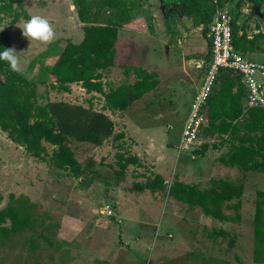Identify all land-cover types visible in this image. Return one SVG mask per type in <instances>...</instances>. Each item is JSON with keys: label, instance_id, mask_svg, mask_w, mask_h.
Instances as JSON below:
<instances>
[{"label": "rangeland", "instance_id": "obj_1", "mask_svg": "<svg viewBox=\"0 0 264 264\" xmlns=\"http://www.w3.org/2000/svg\"><path fill=\"white\" fill-rule=\"evenodd\" d=\"M217 1L208 0L205 7L208 20L212 16L208 29L219 8ZM170 4L165 0H123L119 5V10L124 9L128 14L119 30V54L122 51L125 63L128 60L134 66L142 64L163 77L158 90L142 100L132 99L133 106L126 112L105 111L116 123V132H127L126 151L130 156H135L130 149L136 147L137 140L143 141L137 144L139 152L150 149L149 159L143 161L145 164L141 161L140 169L130 166L125 176L119 177L117 150L111 141L99 147L73 143L71 147L82 164L90 159L96 162L98 182L87 183L84 178L57 169L48 161L31 158L23 145L13 143L0 130V209L6 207L14 195L19 201H30L29 211L33 215V225L27 231L0 242V264H251L246 255L249 246L243 247L244 259H239L235 248L229 247L237 234L238 227L234 223L207 217L201 209L191 211L186 205L171 201L173 198L167 191L157 197L144 195L147 191L129 192L131 194L122 196V202L111 199V188L116 183L125 187L127 183L153 178V157L163 156L169 168L159 171L156 166L154 175L164 178L166 174L169 184L177 175L188 171L192 174L188 179L182 176L183 179L201 189L209 188L213 179L244 183V210H241L244 224L238 233L242 232L245 238L250 234L253 238V202L258 191L264 190V173L223 169L227 166L220 163L219 157L228 151V144L218 146L219 151L210 147L204 157L196 153L194 160L177 148L182 126L210 63L211 48L204 26L200 24V15H188L182 8ZM226 4L234 9L239 31L251 35L259 28L264 31V3L255 7L244 0H227ZM24 5L30 17L46 18L57 38L48 44L31 42L17 27L22 20L12 26L7 18L0 30L11 34V48L16 49L23 66L19 73L38 82L42 103L65 101L86 108L92 103L96 111L103 112L104 98L97 93L88 94L79 84L72 85L70 93L51 89L49 69L58 53L67 41L78 43L80 34L84 33L75 0H24ZM258 9L263 15L256 14L254 10ZM117 11L116 7L106 8L100 22L114 20ZM116 62L121 63L120 55ZM200 63L201 70L198 69ZM107 75L106 83L115 87L127 80L121 65ZM134 81V77L128 80ZM48 148L52 153V147L48 145ZM117 203L130 210L123 217L127 214L126 220L132 223L117 220ZM226 213L233 214V211ZM187 219L190 221L186 222ZM138 221L148 226L141 229ZM204 227L207 229L203 230ZM223 228L230 230L228 237L214 233Z\"/></svg>", "mask_w": 264, "mask_h": 264}, {"label": "trees", "instance_id": "obj_2", "mask_svg": "<svg viewBox=\"0 0 264 264\" xmlns=\"http://www.w3.org/2000/svg\"><path fill=\"white\" fill-rule=\"evenodd\" d=\"M122 2L123 0H75L77 15L83 24V40L80 43L67 41L49 69L52 90L70 93L72 84H80L88 94L98 93L104 98L103 112L96 111L92 103L88 108L65 101L42 103L38 82L23 77L19 72L13 71L6 61L0 60V130L13 143L23 145L30 157L48 161L57 169L84 178L87 183L98 182L99 173L94 169L96 162L90 159L82 164L71 145L90 143L99 147L111 141L117 150L115 157L119 169L116 172L119 177H124L130 166L142 167L139 158L130 156L126 151V134L116 132V123L105 111L112 114L124 112L131 107L132 99H142L161 83L158 74L134 66L128 60L125 63L121 48L119 54V30L121 24L128 19L127 11L119 10ZM226 2L227 0H218L217 7L224 6ZM206 5L205 0H184L181 8L188 15L199 14L200 24L207 34L208 22L212 16L208 20ZM113 7L118 9L115 19L101 23L102 12ZM7 18H10L12 26L31 18L25 9L24 0H0V27ZM237 24L235 16V48L245 55L264 52V32L260 31L250 37L246 31H239ZM6 48H11V34L4 29L0 30V52ZM118 55L121 58L119 64L116 62ZM117 65H121L127 80L115 87L107 84L104 79L105 72ZM132 75L135 81L129 83L128 79ZM217 86L207 106L209 124L204 130V137L209 142L196 153L204 155L210 147L228 144V151L219 157L220 163L243 172L264 173V108L246 107V89L241 77L235 72L221 71ZM48 145L52 147V153L49 152ZM245 188L244 183L236 184L222 178L213 179L211 186L206 189L185 183L179 177L169 184L159 174L125 186L132 193L167 191L174 200L189 209H201L207 217L231 223L242 221ZM29 204V200L19 201L11 195L10 203L0 209V242L27 231L33 225ZM253 204V260L257 264H264V190L258 191ZM226 211H233V214H227ZM214 233L223 237L230 234L226 230ZM42 236L50 245H54L49 238L43 234ZM235 243L236 238H233L229 242L230 249L235 247ZM33 246H37V243L34 242Z\"/></svg>", "mask_w": 264, "mask_h": 264}, {"label": "built area", "instance_id": "obj_3", "mask_svg": "<svg viewBox=\"0 0 264 264\" xmlns=\"http://www.w3.org/2000/svg\"><path fill=\"white\" fill-rule=\"evenodd\" d=\"M234 20L233 7L225 4L218 8L207 32L211 60L202 86L190 106L177 145L180 153L189 154L193 160L197 158L196 152L209 142L204 137V130L209 124L207 106L209 98L217 90L221 71H232L241 77L246 89L247 108H264V63L249 59L235 48ZM106 211L113 214L108 209Z\"/></svg>", "mask_w": 264, "mask_h": 264}, {"label": "crops", "instance_id": "obj_4", "mask_svg": "<svg viewBox=\"0 0 264 264\" xmlns=\"http://www.w3.org/2000/svg\"><path fill=\"white\" fill-rule=\"evenodd\" d=\"M82 24V23H81ZM80 24V25H81ZM82 26H83V24H82ZM81 26V27H82ZM82 31H83V29H82ZM260 31H262V32H264L263 30H261V29H259V30H256V32H254V34H256V33H259ZM253 35V34H252ZM251 34H250V37L252 36ZM83 37H84V33H83V36H82V34H80V36H79V38H80V41L78 42V43H80L82 40H83ZM131 37V36H130ZM70 41H72V42H74L73 40H70ZM131 41V40H130ZM75 43V42H74ZM131 44L134 46V43H132V41H131ZM132 50H134V48H132ZM248 58H249V56H251V58H249V59H251V60H254V61H256V60H258L257 62H259V61H261V63H264V53H259V52H254V53H250V54H247L246 55ZM211 60V59H210ZM142 64H139L138 66H140V67H142V68H144V69H146L148 72H150V73H156V74H158L159 75V78H160V74L158 73V71H151V70H148L146 67H143V66H141ZM200 66L199 67H201V68H198L199 70H201L202 69V63H200L199 64ZM206 68H207V66H206ZM116 69V67H114V68H111L110 70L111 71H114ZM110 70H108V71H106L105 72V79H104V81L106 82V80L108 79V75H107V73L108 72H110ZM205 72H206V70H205ZM204 76H205V74H204ZM204 76H203V79H202V82H203V80H204ZM131 77H134V75H132ZM135 78V77H134ZM161 79H163V77H161L160 78V82H162L161 81ZM128 80H130V78L128 79ZM129 83H133V82H129ZM161 84V83H160ZM72 85H77V84H72ZM71 85V87H73ZM80 85V84H79ZM119 86V85H118ZM160 86V85H159ZM158 86V87H159ZM156 90H158V88L157 89H155L154 91H156ZM154 91H152V92H154ZM152 92H150V93H152ZM150 93H148V94H146L143 98H145L146 96H148ZM91 94H93V93H91ZM98 94V93H97ZM142 98V99H143ZM142 99H140V100H142ZM138 101V100H137ZM133 106V103H132V105H131V107ZM189 107V106H188ZM128 110V109H127ZM126 110V111H127ZM190 110V109H189ZM125 111V112H126ZM188 114H189V112H188ZM187 117H188V115H187ZM187 119V118H186ZM186 119H185V121H186ZM185 123V122H184ZM184 126V125H183ZM183 126H182V129H183ZM126 131H127V128L125 129ZM126 135H127V132H125V131H123ZM146 136L148 137V134H146ZM181 136H182V131H181V133H180V135H179V137H180V139H181ZM127 138H128V136H126V138H125V140L127 141ZM146 140H147V138H146ZM147 141H149V139L147 140ZM138 142H143V141H139V140H137L136 142H135V144H136V147H134V148H132V149H130V150H132V151H134V153H135V156H138V158H139V160H140V163H141V161H142V163L143 164H145L143 161H145V162H147V159H149L148 157V154L150 155V149H146L145 151H142V152H139V149L140 148H138L137 146H139V145H137V144H139ZM220 147V146H219ZM219 147H217V148H215V150H217V151H219V150H221V149H219ZM213 148V147H212ZM210 151V149H208V151L203 155V157L208 153ZM148 153V154H147ZM219 153H222V151H220ZM153 156H151V158H152ZM32 158V157H31ZM154 158V160H153V162H152V166H154V168L152 169L153 170V173L151 174V175H153V177H154V172L156 171V166H158V170L159 171H161V170H167L169 167L165 164V158H163V156L162 157H157V155L156 156H154L153 157ZM157 159H158V161H157ZM157 163V164H156ZM148 165V164H147ZM167 169H166V168ZM141 167H139V169H140ZM227 169V168H230L231 169V167H223V169ZM232 169H235V168H232ZM159 171H158V173H159ZM162 175H163V173H161ZM190 174H192L190 171H188V172H182V174H181V176H178L177 175V177H180L179 179L181 180V181H183V182H185V183H187V182H190L189 180H184L183 179V177L185 176L186 177V179H188L189 177V175ZM164 176V179L166 180L167 179V176H166V174H164L163 175ZM183 176V177H182ZM166 182H167V180H166ZM168 183V182H167ZM188 184H193V183H188ZM125 192V193H124ZM147 192L148 193H144V195H146V196H151V197H157V196H159L160 195V192H151V191H149V190H147ZM132 193V192H131ZM131 193H129V191L127 192L126 190H125V187H120V186H118V184L116 183L115 185H113V188H111V199L112 200H114V202L116 201V202H122V201H120V200H122V196H125V194H131ZM119 199V200H118ZM171 201H175L174 199H171ZM176 202H178V203H181V202H179V201H176ZM183 204V203H182ZM174 210V209H173ZM191 210V209H190ZM197 210V209H196ZM242 210H244V208L242 209ZM192 211V210H191ZM129 213L130 212V210H127L125 207H124V204H120V203H117V213H116V217H118V221H121V220H124V222L123 223H132V222H130V221H128V220H126L127 219V214H126V216H124L123 217V214L124 213ZM230 214V213H229ZM175 216V215H174ZM129 219V218H128ZM186 222H189L190 220H185ZM253 221H254V219H253ZM138 223L141 225V229L143 228V227H146V226H148L147 224H144V223H142V222H140V221H138ZM228 223V222H227ZM133 224H136V220H135V223H133ZM242 224H244V214H243V212H242V222H241V224L239 223V224H237V223H234V225H236L238 228L236 229V235H235V238H236V243H235V251L237 252V256L239 257V259H244L243 258V256H244V251H243V247H244V245H247V256H248V259H249V261H250V263L251 264H257V263H255L254 262V260H253V257H254V229H253V238H252V236L249 234V235H247V237L245 238V236L242 234V232L241 233H238V232H240L238 229L239 228H241L242 227ZM206 230L207 228H203V230ZM224 230H226V231H230L229 229H226V228H223ZM208 231V230H207ZM143 233H145V232H143ZM146 234V233H145ZM212 234V233H211ZM171 235V234H170ZM239 262V261H238ZM241 263V262H240Z\"/></svg>", "mask_w": 264, "mask_h": 264}, {"label": "clouds", "instance_id": "obj_5", "mask_svg": "<svg viewBox=\"0 0 264 264\" xmlns=\"http://www.w3.org/2000/svg\"><path fill=\"white\" fill-rule=\"evenodd\" d=\"M17 27L22 29L23 36L31 42L39 41L48 44L57 38V33L52 24L39 15H33L27 21L22 20ZM0 60L6 61L13 71L20 72L23 70L20 57L14 47L6 48L3 52H0Z\"/></svg>", "mask_w": 264, "mask_h": 264}, {"label": "flooded vegetation", "instance_id": "obj_6", "mask_svg": "<svg viewBox=\"0 0 264 264\" xmlns=\"http://www.w3.org/2000/svg\"><path fill=\"white\" fill-rule=\"evenodd\" d=\"M183 1H184V0H165L166 3L170 2V3H171L170 5H172V6H176V7H180V8H181V3H182ZM205 1H207V3H208V0H205ZM239 1H241V0H239ZM244 1L250 3L251 5H253V6H255V7H256L257 4H260V2L264 3V0H244ZM259 9H260V8H259ZM259 9H258V10H254V11L257 12V13H256L257 15H258V14H259V15L261 14V12L259 11ZM261 15H263V14H261Z\"/></svg>", "mask_w": 264, "mask_h": 264}]
</instances>
